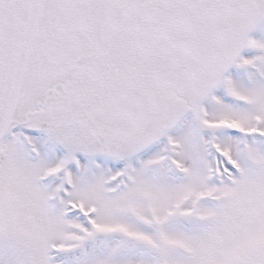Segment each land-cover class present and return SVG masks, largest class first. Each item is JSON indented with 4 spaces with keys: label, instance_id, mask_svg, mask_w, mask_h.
<instances>
[{
    "label": "snow or ice",
    "instance_id": "obj_1",
    "mask_svg": "<svg viewBox=\"0 0 264 264\" xmlns=\"http://www.w3.org/2000/svg\"><path fill=\"white\" fill-rule=\"evenodd\" d=\"M0 264H264V0H0Z\"/></svg>",
    "mask_w": 264,
    "mask_h": 264
}]
</instances>
